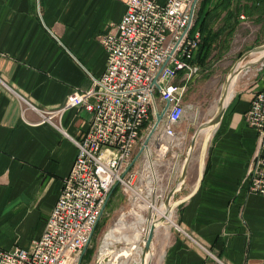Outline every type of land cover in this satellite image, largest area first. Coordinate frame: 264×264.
Returning <instances> with one entry per match:
<instances>
[{"label":"crops","instance_id":"obj_1","mask_svg":"<svg viewBox=\"0 0 264 264\" xmlns=\"http://www.w3.org/2000/svg\"><path fill=\"white\" fill-rule=\"evenodd\" d=\"M125 1L0 0L1 250H28L44 231L77 155L67 136L86 131L90 114L81 106L65 109L57 127L42 114L64 106L73 90H89L90 76L104 72L99 36L121 20ZM258 85L239 97L233 90L203 166H188L184 201L154 231L151 264H264V196L249 192L247 179L257 133L244 122ZM158 168L160 181L167 178L165 195L182 166ZM151 208V217L142 211L146 217L117 225L130 236L117 234L106 247L103 241L100 252L125 242L137 249L119 264H136L141 228L161 214Z\"/></svg>","mask_w":264,"mask_h":264},{"label":"built area","instance_id":"obj_2","mask_svg":"<svg viewBox=\"0 0 264 264\" xmlns=\"http://www.w3.org/2000/svg\"><path fill=\"white\" fill-rule=\"evenodd\" d=\"M199 1H125L121 20L99 36L107 55L104 72L90 76L89 90H73L64 106L42 114L57 127L54 119L63 110L81 106L90 119L78 138L67 136L77 155L41 236L28 250L0 249V264H77L116 185L129 192L133 208L144 200L156 205L164 200L156 168L180 166L177 151L183 136L176 126L188 107L184 94L189 82L199 71L192 63L200 39L199 32L193 31ZM256 73L261 83L244 114L245 124L257 133L247 179L249 192L264 196V63ZM171 151V161L165 163ZM150 163L155 166L156 182ZM146 231L147 227L141 228Z\"/></svg>","mask_w":264,"mask_h":264},{"label":"rangeland","instance_id":"obj_3","mask_svg":"<svg viewBox=\"0 0 264 264\" xmlns=\"http://www.w3.org/2000/svg\"><path fill=\"white\" fill-rule=\"evenodd\" d=\"M240 20L241 23L236 29L234 37L230 43V49L223 56H219L218 54L213 56L204 68V70H199L196 73L195 79L189 82L188 88L184 94V103L188 107H186L183 118L176 126V131L183 135L181 145L178 147L177 151L180 153V166H182L183 161L186 157L187 150L189 148L194 133L199 129L202 124L209 121L216 114L218 102L222 94V89L225 84V80L230 74L235 64L246 53L250 52L258 46L264 45V32H261L260 26L256 25L249 19H245V17H240ZM252 56L253 55H248L243 61H250ZM262 63H264V60L250 68L243 69L240 72L233 86L234 94L236 95V97H239L241 94L246 93V91L251 87L258 84L260 85L261 76L255 75L257 74L256 72L260 68ZM203 135L204 132L199 135L196 141V145L192 153V158L189 166L194 164L195 160L196 163L198 162L199 154L201 152L203 144ZM137 152L138 151H136V153ZM172 154V151L167 153L166 157L164 158L165 163H167V161H171ZM157 168V173L163 175V168L160 169V171H162H159L160 173L158 172L159 168ZM178 176L179 173L171 179L169 188L167 190L165 189L167 191L165 192V197L168 191L176 185ZM166 179L167 178L164 175V178L161 182L163 187L166 185ZM185 192L186 191L182 187L181 190L177 193V198H175L174 201L177 202L178 200H181V197L185 195ZM142 196H144V194ZM109 198L110 199H108L109 201H107L105 209L97 223L96 229L94 230L91 242L87 247L88 250H91L92 254L90 255L88 261L84 262V264H95L98 254L100 253L103 241H105V239H109L107 238V234L110 233V230L115 229V231H117L115 235L124 234L130 236V234H127L126 231L124 232L116 230V227L119 224L131 222L132 216H136L132 213V211L137 212L138 210L140 215L142 216V211H148L147 207L146 209H143L142 207L145 202H140V204H138L136 208H133L132 205L134 203L130 198L129 192L125 191L121 185H116V189L113 193L111 190ZM148 204L149 201L146 202V206ZM160 205L159 203L157 204L158 207ZM150 207H155V202H153L152 206ZM130 213H132V215H130ZM148 213L149 215L151 214L150 212ZM124 214L126 215V217L124 218L126 222L121 221V216ZM135 218L137 219L138 217L136 216ZM125 244V242L113 243L112 247H114L115 245L114 249L121 250L125 249ZM111 248L109 247V249Z\"/></svg>","mask_w":264,"mask_h":264},{"label":"trees","instance_id":"obj_4","mask_svg":"<svg viewBox=\"0 0 264 264\" xmlns=\"http://www.w3.org/2000/svg\"><path fill=\"white\" fill-rule=\"evenodd\" d=\"M241 15L259 25L261 32H264V0L199 1L193 31L199 32L200 39L192 63L200 71L204 70L213 56H223L230 49V43L241 23ZM115 189L116 186L112 193ZM91 254L87 248L81 264L88 261Z\"/></svg>","mask_w":264,"mask_h":264},{"label":"water","instance_id":"obj_5","mask_svg":"<svg viewBox=\"0 0 264 264\" xmlns=\"http://www.w3.org/2000/svg\"><path fill=\"white\" fill-rule=\"evenodd\" d=\"M259 53H263L261 56H259V58H256L254 60H250L247 62L243 61L248 55H254V54L258 55ZM263 60H264V45H261V46L254 48L253 50L246 53L245 55H243L242 58L235 64V66L231 70L230 74L227 76V78L225 80V84H224L223 89H222L221 97H220L219 102H218L216 114L209 121L202 124L199 127V129L194 133V135L191 139V143L189 145V148L187 150L186 157L183 161L182 168L180 170V174H179L178 179H177V183L172 189H170L168 191V193L166 194V197L163 200L164 206L166 208L169 207V210H173L175 207H177L179 204H181L184 201L183 198L181 200H178L177 202L173 201V197H174L175 193H178L184 185L186 174H187V169H188V166L190 164V161L192 158V153L194 151L200 130L203 128H209V127L211 129L210 134L208 135V138L206 136V138L203 139L202 149L200 152V164H199V166H203L204 156H205V152L207 149L209 139H210L213 131L215 130V128L220 123V121H221V119H222V117H223V115H224V113H225V111H226V109L230 103V100H231V99H229L226 102V98L228 96V86H230L232 79L234 78V80H235L243 69L250 68L257 63L262 62ZM241 62L244 63V65L240 68H237V64L241 63ZM195 77L196 76H194V78L192 80H194ZM162 115H163V113L156 115L155 122H154L151 130L148 132V134L144 140V145H146L147 142L149 141L151 135L153 134L156 127L158 126L159 122L161 121ZM140 154H141V150H139L138 153L134 156V158L132 159L127 170L135 163V161L138 159ZM109 196H110V194H109ZM109 196H108V199H109ZM108 199H107V201H108ZM107 201H106V203H107ZM170 201L172 202V204L169 205ZM105 206H106V204H105ZM105 206H104L103 210L105 209ZM149 216L151 217V214ZM164 222H165V216L159 217V218H153L152 220L149 219L147 231H146V233H145V235L141 241V246H140L141 256H140V260H139L140 264H151V243H152L154 231L158 226L162 225ZM96 226H97V224H96ZM94 230H95V228H94ZM94 230L91 234V238H92V235L94 233ZM86 249H87V247L83 250L82 254L80 255V257L77 261V264H81L82 257L84 255ZM136 249H137L136 246H131L129 249H121V250H116L114 248L108 249L105 254L101 253V252L98 254V257L95 261V264H119L121 259L128 260V258L131 256V253L133 251H135Z\"/></svg>","mask_w":264,"mask_h":264},{"label":"bare ground","instance_id":"obj_6","mask_svg":"<svg viewBox=\"0 0 264 264\" xmlns=\"http://www.w3.org/2000/svg\"><path fill=\"white\" fill-rule=\"evenodd\" d=\"M263 53H259L258 55H256V54H254L253 56H252V58H251V60H254V59H256V58H259V56H261ZM244 65V63H238L237 64V68H240V67H242ZM236 80H237V78L234 80V78L232 79V82L230 83V86H228V96H227V98H226V102L229 100V99H231L232 98V95H233V86H234V84H235V82H236ZM225 102V103H226ZM210 127L209 128H203V129H201L200 130V132H199V135L200 134H202V132H204V137H203V139H205L206 138V136H207V138H208V135L210 134ZM199 137V136H198ZM198 139V138H197ZM199 164H200V154H199V158H198V166H199ZM148 168H149V170L151 171V174H152V180H154L155 182L158 180L157 179V177H156V174H155V166H154V164L153 163H150V166H148ZM144 202H145V204L144 205H142V207H143V209H146V207L148 208V211H150V212H152V208L150 209V207H149V204L146 206V202H148V201H145L144 200ZM154 202V201H153ZM170 204H172V202L170 201V203H169V205ZM140 206V205H139ZM155 207L159 210V212L161 213L160 214V216H157V215H155L156 217L155 218H159V217H163V216H165V221L167 220V218L172 214V212H173V210H169V207H165L164 206V201L163 202H161V205L158 207L156 204H155ZM142 209V208H141ZM150 209V210H149ZM132 210V209H131ZM140 210V209H139ZM132 213L133 214H135V215H138V216H140V213H139V211L137 210V212L135 211H132ZM131 214V213H130ZM126 217V215L124 214V215H122L121 216V221H123L124 220V218ZM122 226V225H121ZM116 230H122L120 227H117L116 228ZM117 233V231H115V229L114 230H110V233H108L107 234V238H109V239H105V243L107 242V244H105V247L106 246H109L110 244H112V240L114 239V238H116V236H114L115 234ZM114 243V242H113ZM107 250L108 249H106L104 252H101V253H106L107 252ZM140 256H141V250H139V260H140ZM139 260H138V262L136 263V264H140V262H139ZM151 260H152V252H151Z\"/></svg>","mask_w":264,"mask_h":264}]
</instances>
